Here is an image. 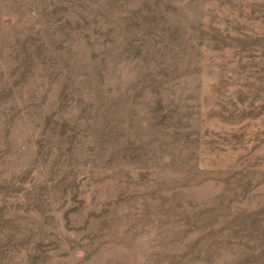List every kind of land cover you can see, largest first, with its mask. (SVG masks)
Returning <instances> with one entry per match:
<instances>
[{
    "label": "rangeland",
    "instance_id": "1",
    "mask_svg": "<svg viewBox=\"0 0 264 264\" xmlns=\"http://www.w3.org/2000/svg\"><path fill=\"white\" fill-rule=\"evenodd\" d=\"M0 264H264V0H0Z\"/></svg>",
    "mask_w": 264,
    "mask_h": 264
}]
</instances>
